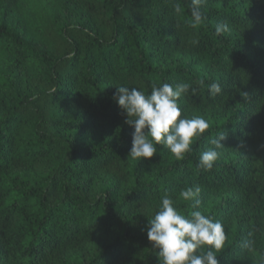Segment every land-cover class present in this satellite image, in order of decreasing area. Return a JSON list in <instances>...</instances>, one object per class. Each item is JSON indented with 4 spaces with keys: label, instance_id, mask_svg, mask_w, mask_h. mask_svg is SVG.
I'll use <instances>...</instances> for the list:
<instances>
[{
    "label": "trees",
    "instance_id": "1",
    "mask_svg": "<svg viewBox=\"0 0 264 264\" xmlns=\"http://www.w3.org/2000/svg\"><path fill=\"white\" fill-rule=\"evenodd\" d=\"M190 4L0 0V264H159L146 233L164 195L222 223L219 264H262L264 0H205L196 27ZM181 82L182 115L209 128L182 160L162 146L127 157L116 87ZM219 135L213 168L197 169ZM197 185L193 208L179 193Z\"/></svg>",
    "mask_w": 264,
    "mask_h": 264
},
{
    "label": "clouds",
    "instance_id": "2",
    "mask_svg": "<svg viewBox=\"0 0 264 264\" xmlns=\"http://www.w3.org/2000/svg\"><path fill=\"white\" fill-rule=\"evenodd\" d=\"M204 3L205 0H191L189 22L192 27L205 21ZM175 11H181L179 4ZM229 31L227 22L215 27L217 36ZM198 83L203 86L204 80L200 79ZM190 87L184 82L175 86L169 83L153 85L150 92L123 85L116 87L113 99L125 116V123L134 129L127 157L134 160L151 158L157 154V146L167 149L177 160L184 159L185 154L192 151L194 139L209 128V123L201 116L188 118L182 115L178 100ZM207 87L210 97L222 93L219 82ZM191 91L195 93L196 89ZM224 138L225 135H219L211 139L213 147L200 153L197 169L210 171L213 168L219 156L217 149L224 147L221 144ZM200 192L199 185L187 187L180 191L179 198L195 208ZM146 235L152 248L158 249L159 264H219L216 253L225 241V229L220 221L199 210L191 211L190 215L182 214L168 195L161 198L158 210L148 219Z\"/></svg>",
    "mask_w": 264,
    "mask_h": 264
}]
</instances>
